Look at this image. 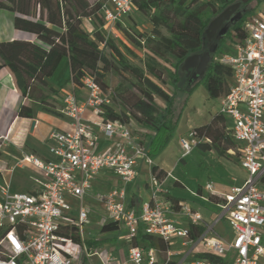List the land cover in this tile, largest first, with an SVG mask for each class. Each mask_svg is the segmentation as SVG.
Segmentation results:
<instances>
[{"label": "built area", "instance_id": "2783aa9c", "mask_svg": "<svg viewBox=\"0 0 264 264\" xmlns=\"http://www.w3.org/2000/svg\"><path fill=\"white\" fill-rule=\"evenodd\" d=\"M132 11L133 0L102 1L105 27L116 38L115 27ZM244 27L246 36L221 60L232 68L233 76L229 90L220 98V111L231 120L247 175L222 195L212 183L206 185L207 191L221 199L217 202L220 214L213 223L186 201L176 206L168 197L164 179L152 171L150 199L141 204L129 200L127 185L136 181L143 165L152 167L154 159L148 145L135 134L134 122L103 117L104 106L112 102L111 93L105 94L92 76H86L83 98L75 91L63 97V113L70 123L68 129H55L49 135L53 159L25 153L12 167L34 166L40 172L34 178V188L12 192L9 181L0 184V264H84L98 254L92 252L86 233L92 212L84 202L86 197L104 206L106 215L101 225L118 222L132 239L142 228L169 245L173 237H182L195 247L203 244V252L222 259V263H214L199 257L192 264H264V10L248 17ZM88 111L92 117L87 116ZM101 135L111 142L106 151L99 150ZM201 139L197 129H190L180 140L184 154L191 153ZM1 140H8V134L0 136ZM101 172L121 181L106 194L93 191L92 180ZM72 197L79 201L76 215ZM183 218L186 227L182 226ZM223 218L232 229L231 239L216 230L215 224ZM197 226L205 230L192 237L190 229ZM73 228L78 240L65 234ZM171 255L168 250L165 264ZM128 258L133 264L157 263L154 248L137 245L129 249ZM111 259L107 257L104 263Z\"/></svg>", "mask_w": 264, "mask_h": 264}, {"label": "trees", "instance_id": "16d2710c", "mask_svg": "<svg viewBox=\"0 0 264 264\" xmlns=\"http://www.w3.org/2000/svg\"><path fill=\"white\" fill-rule=\"evenodd\" d=\"M236 1L133 0V11L147 15L152 26L149 33L123 26L129 38L146 49L141 66L130 59V56L138 57L133 49L126 44L122 48L115 38L107 34L100 0H0V9L14 13V27L38 39V42L22 39L0 41V68L10 70L18 91L26 97L19 111L21 117H34L35 101L42 104L43 109L62 115L53 99L61 89L54 86L50 78L61 62L67 59L69 80L74 89L83 85L84 77L92 76L105 94L111 93L112 102L104 106L103 117L134 122L147 129V145L154 158L173 135V105L182 74L187 76L186 71L182 70L186 57L207 49L208 25ZM251 1L247 0L244 4ZM250 11L245 10L236 24L230 22L231 29L226 37L219 40L220 45L228 38L239 41L246 36L244 22ZM85 19L91 21L92 32L85 28ZM123 20L118 25H122ZM213 54L205 75L190 78L193 82L190 87L200 78H205L209 96L221 98L229 90L233 72L231 67L215 61ZM109 75L119 77V84L114 89L108 80ZM168 85L174 87L172 92L166 88ZM160 100L163 105L159 103ZM228 120L218 110L208 123L198 126L196 129L204 138L198 142V148L215 151L220 157H231L230 151L235 149L240 153L241 145L233 137ZM152 172L161 180L167 176V172L155 163ZM261 187L264 188V175ZM168 197L176 206L181 201L169 194ZM209 198L214 199L215 195L210 194ZM120 226L115 221L106 222L101 231L115 230ZM204 230V226L191 227V236L196 237ZM65 234L78 240L75 228L66 230ZM133 244L154 248L160 257V263L157 260L156 264L166 263L164 256L169 244L163 238L146 233L141 228L133 238ZM198 256L222 263L220 257L208 252H201Z\"/></svg>", "mask_w": 264, "mask_h": 264}, {"label": "rangeland", "instance_id": "374dc122", "mask_svg": "<svg viewBox=\"0 0 264 264\" xmlns=\"http://www.w3.org/2000/svg\"><path fill=\"white\" fill-rule=\"evenodd\" d=\"M90 1L95 2L97 0ZM242 1L243 0L236 1L241 2V5L237 11H241L242 13L245 10L251 9V6L253 7L255 4L254 1H251L248 5H246ZM254 10L255 9H251L248 15L254 12ZM225 25H229L231 29V23L229 21L225 22ZM84 26L89 32H92L93 25L89 19L84 20ZM123 26L134 27L140 32L149 33L152 28L149 18L143 13L132 11L131 16L124 18L122 25H117L115 27V30L119 35L118 38L114 36L109 28L105 27L107 34L115 38L117 43L122 48L123 45L126 44L137 53V58L130 56V59L134 63L143 66L142 60L145 58L146 49L137 46L123 30ZM220 39L221 38L217 35L211 41V43H215L217 45V50L213 54V59L215 61H221L226 54L231 53L234 50L235 43L237 42L233 38H228L222 45H220ZM209 45L210 43L207 44V49L209 48ZM190 78L191 77L186 76L184 73L182 74L180 86L176 88V96L173 105L174 111L172 113V119L174 117L175 125L173 135L169 143L161 151L156 153L153 159L155 164H158L165 170H170L172 173L170 175L172 178L169 177L168 180L165 181L167 188L165 186L164 187L167 193L170 186V190L174 195L182 197V199L184 198V201L194 206V202L192 200L194 198L193 194L195 190L202 192L203 186L205 185L206 188L208 183H212L213 186L215 185L214 183H225L227 186L240 184L246 177V170L241 165V153H239L237 149L230 151L231 157H220L215 151H203L200 150L198 146H196L191 153L186 155L184 154V149L180 144V140L188 133L190 130L189 127L196 129L198 126L208 123L212 119L213 115L218 110H220L221 107L220 98H211L209 96L205 78H200L192 87L190 86L193 82ZM69 79L70 70L67 65V61L65 60L62 62L57 72L50 78V82L54 86L60 89L64 88L60 94L53 98L56 101V108L63 107L62 101L66 92L74 91V85ZM108 80L112 89L116 88L119 84L118 76L109 75ZM166 88L171 92L174 90V87L171 85H168ZM159 102L163 103L161 100ZM228 123L231 127L232 123L230 119L228 120ZM133 130L135 134L141 138V140L146 137L145 132H143L136 123H133ZM203 139L204 138H202V140ZM104 179L107 181L106 184L103 182L102 178L99 177L92 180L93 191L96 193L98 192L106 194L110 191L114 181L117 180V178L114 176H104ZM175 179H179L183 184L179 180ZM139 180L143 187V193L146 194L145 182L146 180L150 182V177L145 170L141 171ZM168 183L170 184L169 186ZM149 185L150 183L148 186ZM208 199L211 200L209 196ZM84 202L86 205L90 206L92 210H96V213L94 214L95 216L98 218H103L105 216L104 206L102 203L96 201L92 197H86ZM78 203L79 201L77 197L71 198L74 215L77 214ZM199 204L200 205H195V207L207 215L209 213V215L206 216V220L209 223H213L216 216L220 214V210L216 209V207L210 204V202L206 203L205 201H200ZM211 213H213V216ZM89 228H94L92 234L98 235L100 237H106L113 234L121 235L123 231H126V227L122 225L120 230L102 232L98 224H92L90 221L88 224H86L87 236L89 234ZM216 229L221 233H229L230 231V228L226 224L225 220L221 221V223L216 226ZM178 241L179 240L172 243V249H176L178 246H180ZM197 249L203 250V244L198 245ZM93 259L94 261L98 262V257H94Z\"/></svg>", "mask_w": 264, "mask_h": 264}, {"label": "crops", "instance_id": "0c3cea01", "mask_svg": "<svg viewBox=\"0 0 264 264\" xmlns=\"http://www.w3.org/2000/svg\"><path fill=\"white\" fill-rule=\"evenodd\" d=\"M247 0H243L244 3ZM255 2L254 6H251V9H255L248 17L255 16L261 11L264 10V0H252ZM248 5V4H247ZM14 39H22V40H31L38 42V39L31 33L17 30L14 27V13L0 9V41L4 40H14ZM67 61V65L69 67V62L67 59L63 61ZM62 61V62H63ZM61 62V64H62ZM60 64V66H61ZM59 66V67H60ZM59 69V68H58ZM57 69V70H58ZM56 70V72H57ZM70 70V67H69ZM55 72V73H56ZM64 88H61L63 91ZM73 90L79 95L80 98H83L86 94L85 89L81 86L78 87L77 90ZM26 102V97L23 96L17 89L15 80L13 78L12 73L7 68H0V136L8 134V140L0 141V184L6 179L10 183L12 192H29L34 186V178L40 175V172L32 165L26 164L23 166H16L14 169L12 168L16 162L23 156L25 153L35 154L42 159H53V156L50 152V142L49 135L50 133L57 130H66L69 128L70 119L63 113L64 104L62 101L63 107H57V110L62 113V115L53 114L46 109H43L42 104L39 102H33L34 109V117H21L19 115V111L22 105ZM160 103V102H159ZM163 105V103H160ZM87 116L92 117V113L88 111ZM229 119V118H228ZM33 120H36L35 126L32 128ZM143 132H148L147 129L139 127ZM192 127H189L191 129ZM100 151H106L110 148L111 142L107 140L104 136L101 135L100 138ZM143 141L147 144V137L143 139ZM164 169L163 167H161ZM142 170H145L146 173L151 176L152 167H148L143 165L140 169V173ZM165 170V169H164ZM167 173L171 171L165 170ZM172 174V173H171ZM247 175V173H246ZM104 176H114L117 180L112 184V189L116 184H119L121 181L119 177L112 175L107 172H101L97 177L102 178L103 182L106 184V180ZM140 176V175H139ZM139 176L133 184L127 185V197L131 202H135L137 204H141L142 202L148 201L151 196V190L148 186L149 181L145 182L146 194L143 192V187L140 183ZM96 177V178H97ZM172 178V176H166L165 181L168 178ZM179 180V179H175ZM180 181V180H179ZM181 182V181H180ZM243 182V181H242ZM182 183V182H181ZM122 184V183H121ZM183 184V183H182ZM214 187L216 193L224 194L229 193L231 188L234 185L227 186L225 183L217 184L214 183ZM170 184L168 183V186ZM167 188V187H166ZM200 192V191H199ZM194 191L193 194V202L194 208L200 211L195 205H200V201H205L206 203L212 204L219 210L217 206V202L220 201V197L215 195L214 199L206 200L204 197H208L211 193L206 190L205 185L202 188V192ZM168 194L180 198L181 201H184L182 197L174 195L170 186L168 189ZM1 197V193H0ZM201 212V211H200ZM96 210L93 209L90 214V221L93 224H98L101 230V221L102 218H98L94 214ZM105 213V209H104ZM203 216L206 218L208 215L201 212ZM213 216V213H211ZM106 215V213H105ZM216 215V214H215ZM100 217V216H99ZM103 217V216H102ZM217 217V216H216ZM104 218V217H103ZM226 222L228 227L230 228L227 220L225 218L221 219L215 224V227L221 223V221ZM214 222V221H213ZM182 226H188L187 221L183 218ZM122 225L115 229L120 230ZM93 229L89 228L88 241L89 246L92 252H97L98 254L92 255L89 260H87L84 264H105L107 257H111V261L108 264H133L130 262L128 258L129 249L134 245L133 239L128 235V230L123 231L121 235L113 234L110 236L100 237L98 235H93ZM110 230L109 232L115 231ZM217 230V229H216ZM218 234L225 239H231L233 236L232 229L230 228L229 233H221L218 231ZM123 236V237H122ZM179 240L180 246L176 249H172V243ZM171 255V261L175 262V264H192L196 259L199 258L198 254L203 252L202 250H198L193 244L186 243V239L182 237H173L168 249ZM157 260L159 261L160 257L157 253ZM94 257H98V262L94 261ZM165 260L167 258V252L164 256ZM164 260V261H165ZM166 262V261H165ZM160 263V261H159Z\"/></svg>", "mask_w": 264, "mask_h": 264}, {"label": "water", "instance_id": "95a60500", "mask_svg": "<svg viewBox=\"0 0 264 264\" xmlns=\"http://www.w3.org/2000/svg\"><path fill=\"white\" fill-rule=\"evenodd\" d=\"M240 5L241 2H235L212 19L206 29V36L209 40H212L217 33L220 38L226 37L230 27L229 25H225L224 22L229 20L233 14L234 16L231 19L232 24H236L242 18L243 13L241 11H237ZM216 50L217 45L212 43L207 50L188 55L182 65V70L189 72L192 68H195L196 73L193 77L194 79H197L199 76H204L207 72L212 54L215 53ZM35 124L36 120H33L32 128Z\"/></svg>", "mask_w": 264, "mask_h": 264}, {"label": "flooded vegetation", "instance_id": "af4514ba", "mask_svg": "<svg viewBox=\"0 0 264 264\" xmlns=\"http://www.w3.org/2000/svg\"><path fill=\"white\" fill-rule=\"evenodd\" d=\"M233 16H234V14H233V15L231 16V18H230L229 20H227V21L231 22V19H232ZM227 21H225V22H227ZM225 22H224V24H225ZM217 35H218V33L216 34V36H217ZM211 41H212V40H209V39H208V42L210 43V45L212 44ZM210 45H209V46H210ZM195 73H196V69H195V68H192L189 72L186 71L187 76H189V77H191V78L194 77Z\"/></svg>", "mask_w": 264, "mask_h": 264}]
</instances>
